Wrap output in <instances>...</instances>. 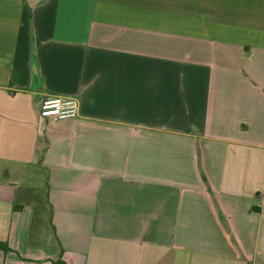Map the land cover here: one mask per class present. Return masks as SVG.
Listing matches in <instances>:
<instances>
[{
  "label": "crops",
  "instance_id": "1",
  "mask_svg": "<svg viewBox=\"0 0 264 264\" xmlns=\"http://www.w3.org/2000/svg\"><path fill=\"white\" fill-rule=\"evenodd\" d=\"M54 96L78 116L40 117ZM0 242V264H264V0H0Z\"/></svg>",
  "mask_w": 264,
  "mask_h": 264
},
{
  "label": "built area",
  "instance_id": "2",
  "mask_svg": "<svg viewBox=\"0 0 264 264\" xmlns=\"http://www.w3.org/2000/svg\"><path fill=\"white\" fill-rule=\"evenodd\" d=\"M79 103L77 98L70 96H54L42 101L39 116L58 119L75 118L78 116Z\"/></svg>",
  "mask_w": 264,
  "mask_h": 264
},
{
  "label": "trees",
  "instance_id": "3",
  "mask_svg": "<svg viewBox=\"0 0 264 264\" xmlns=\"http://www.w3.org/2000/svg\"><path fill=\"white\" fill-rule=\"evenodd\" d=\"M27 10V14H28V17L30 16V11L28 9ZM48 188V186H47ZM32 199L34 201V205H33V208H34V221L35 219L37 218V215H40L42 213V211L44 210H47V223L50 224L51 226V230L52 232H54V228L53 226L51 225V218H52V207L48 201V196L47 194H41V193H38V192H35L33 193L32 195ZM22 208L21 205H18L16 207H14L15 210H20ZM42 217H40V221H41ZM56 242H57V239H55ZM0 250L3 251L4 253L5 252H8L10 251V249L8 248V246L5 244V243H2L0 242ZM52 264H65V262H63L62 260H57L55 262H52Z\"/></svg>",
  "mask_w": 264,
  "mask_h": 264
},
{
  "label": "rangeland",
  "instance_id": "4",
  "mask_svg": "<svg viewBox=\"0 0 264 264\" xmlns=\"http://www.w3.org/2000/svg\"><path fill=\"white\" fill-rule=\"evenodd\" d=\"M27 171L28 172L24 174V177H23L24 179L32 180L36 184H39L40 182H42V173H41V170L37 166H34L31 169H28ZM40 217H42V219L44 220V223H46L47 222V210L42 211V213L40 214Z\"/></svg>",
  "mask_w": 264,
  "mask_h": 264
}]
</instances>
